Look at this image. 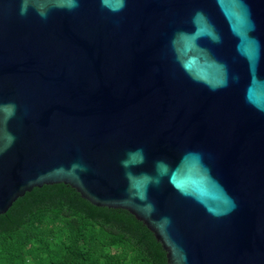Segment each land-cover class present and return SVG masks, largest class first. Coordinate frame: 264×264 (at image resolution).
Returning <instances> with one entry per match:
<instances>
[{
    "label": "water",
    "instance_id": "1",
    "mask_svg": "<svg viewBox=\"0 0 264 264\" xmlns=\"http://www.w3.org/2000/svg\"><path fill=\"white\" fill-rule=\"evenodd\" d=\"M54 184L264 264V0H0V215Z\"/></svg>",
    "mask_w": 264,
    "mask_h": 264
},
{
    "label": "trees",
    "instance_id": "2",
    "mask_svg": "<svg viewBox=\"0 0 264 264\" xmlns=\"http://www.w3.org/2000/svg\"><path fill=\"white\" fill-rule=\"evenodd\" d=\"M0 264H167L146 227L63 184L33 188L0 215Z\"/></svg>",
    "mask_w": 264,
    "mask_h": 264
}]
</instances>
